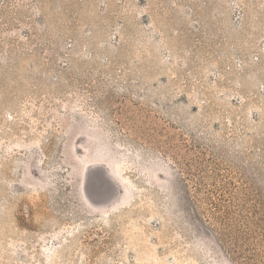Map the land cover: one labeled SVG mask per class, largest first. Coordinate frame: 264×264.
I'll list each match as a JSON object with an SVG mask.
<instances>
[{
    "label": "rangeland",
    "instance_id": "rangeland-1",
    "mask_svg": "<svg viewBox=\"0 0 264 264\" xmlns=\"http://www.w3.org/2000/svg\"><path fill=\"white\" fill-rule=\"evenodd\" d=\"M0 264H264V0H0Z\"/></svg>",
    "mask_w": 264,
    "mask_h": 264
},
{
    "label": "trees",
    "instance_id": "trees-1",
    "mask_svg": "<svg viewBox=\"0 0 264 264\" xmlns=\"http://www.w3.org/2000/svg\"><path fill=\"white\" fill-rule=\"evenodd\" d=\"M106 175V177H107V174H105Z\"/></svg>",
    "mask_w": 264,
    "mask_h": 264
}]
</instances>
